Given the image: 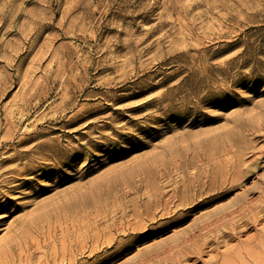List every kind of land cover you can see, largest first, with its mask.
<instances>
[{
    "label": "rangeland",
    "instance_id": "1",
    "mask_svg": "<svg viewBox=\"0 0 264 264\" xmlns=\"http://www.w3.org/2000/svg\"><path fill=\"white\" fill-rule=\"evenodd\" d=\"M260 196L264 0H0V253L40 240V264L69 227L63 264H131ZM261 218L196 264L246 244L263 264Z\"/></svg>",
    "mask_w": 264,
    "mask_h": 264
},
{
    "label": "bare ground",
    "instance_id": "2",
    "mask_svg": "<svg viewBox=\"0 0 264 264\" xmlns=\"http://www.w3.org/2000/svg\"><path fill=\"white\" fill-rule=\"evenodd\" d=\"M73 119L75 120H82V117L76 116ZM92 122H90L88 125H91ZM35 130V129H34ZM32 137H28L26 141H23L21 143H25L29 140H32L33 137H35L34 135H31ZM22 140V139H21ZM39 143V142H38ZM42 148H46V150L49 152L46 156L43 157L44 160H48L49 158H54L55 156H57L59 154V152L57 150H55L51 144L49 143H39L37 145H35V147L33 149L39 150ZM68 150V149H66ZM46 152V151H45ZM18 157L13 158L12 160L17 159ZM32 161V160H31ZM232 163V162H231ZM234 164V163H233ZM26 167H23L22 169H18L17 166L16 167H11L9 170H11L13 173H16L18 175L23 174L22 172L26 171L25 169ZM201 168V167H200ZM237 172L240 170L239 167L236 169ZM236 172V175H237ZM34 172L30 173L33 174ZM227 176V175H226ZM204 177V176H202ZM198 175L195 176L194 181H197V185L200 183L201 178ZM207 177V176H206ZM169 178V177H168ZM28 178H26L27 180ZM185 179V178H184ZM188 179V178H187ZM229 179V174L228 177H226V179L224 180L225 182L228 181ZM172 180V179H171ZM191 182V181H190ZM193 183V182H192ZM210 185V184H209ZM177 186V185H176ZM204 186V185H203ZM213 186V183H212ZM231 186V184H230ZM234 186V185H233ZM229 187V186H228ZM178 188V187H177ZM203 187H201V185H198V188L194 189L195 193L197 194L200 191H203L202 189ZM189 189V188H188ZM178 190V189H177ZM177 190H175L176 192L173 194V197L177 198ZM170 191V190H169ZM174 191V190H173ZM262 191V190H260ZM157 192V191H156ZM160 192V191H159ZM163 192V191H162ZM165 192V191H164ZM209 192V191H208ZM228 193V190H221L220 193H217L215 195H211L208 196L207 198H205L202 202V205H208V204H212L218 200H220L221 198L225 197ZM251 193V192H250ZM263 193V191H262ZM191 194V193H190ZM210 194V193H209ZM255 194V193H254ZM164 195V194H162ZM155 196V195H154ZM195 196V195H194ZM247 196V195H246ZM152 198V197H151ZM161 198V197H160ZM164 198V197H163ZM170 198V197H169ZM172 198V197H171ZM192 198V197H191ZM190 198V199H191ZM204 198V197H203ZM248 198V196L246 197ZM250 198V197H249ZM252 198V197H251ZM257 198V197H256ZM264 197L260 196L258 199H254V200H247V201H243V199H241L239 202L235 204L232 203V205L229 206H225V208H222L221 210H219V208H217V212L213 213L210 216H207V218H205L204 220H202V217L200 220L198 218V222L195 223L192 228H190L187 231L183 232L182 234H178L179 236L171 239L170 241H168L166 244H163L160 247H157L151 251H149L144 257L140 258L138 261H134L131 264H196L199 261H202L203 257L207 255V253L209 252H215L218 251L219 248L221 247L222 243H228L232 238L233 235L238 234V230H239V223L240 222H247L250 221L251 223L253 222V224L257 222H259L264 215L259 216L256 211L259 208V203L261 201H263ZM178 199V198H177ZM180 199V198H179ZM197 199V197H196ZM165 200V199H164ZM170 200V199H169ZM162 201V200H161ZM182 201V200H181ZM195 202V200H194ZM152 203V202H151ZM149 203V204H151ZM165 203V202H164ZM163 203V204H164ZM188 203H191V201H189ZM172 204V203H171ZM184 204V202H180V204H178L179 206ZM263 204V203H260ZM228 205V204H227ZM156 209H162V210H169V205H162L161 203H157L155 204ZM177 206V205H176ZM184 206V205H183ZM191 206V205H190ZM193 206V205H192ZM147 207V206H146ZM188 207V206H187ZM198 207V206H197ZM223 207V206H222ZM262 207V206H261ZM148 209V208H147ZM176 209V207H175ZM262 209V208H261ZM150 210V209H148ZM167 210V211H168ZM264 210V208H263ZM138 211V210H137ZM136 211V212H137ZM166 211V212H167ZM191 211V210H190ZM157 212V211H156ZM174 212V210L172 211ZM213 211H211L212 213ZM258 212H263L262 210ZM138 213V212H137ZM136 213V214H137ZM182 213V212H181ZM143 214V213H142ZM146 214V212H145ZM164 214V213H163ZM166 214V213H165ZM150 215V214H149ZM179 215H183V214H179ZM144 216V215H143ZM147 216V214H146ZM157 216V215H156ZM206 216V215H205ZM137 217V216H136ZM139 217V215H138ZM204 217V216H203ZM153 218V217H152ZM146 219V218H145ZM140 220V218H139ZM176 220V218H175ZM264 220V219H263ZM135 221H137L135 219ZM130 222V221H129ZM139 222V221H138ZM196 222V221H195ZM114 223V222H113ZM124 223V222H123ZM134 223V222H132ZM131 223V224H132ZM121 224V223H120ZM136 224V223H135ZM246 224V223H245ZM244 224V225H245ZM260 224V223H259ZM258 224V225H259ZM124 225V224H123ZM134 225V224H133ZM242 225V224H241ZM248 225V223L246 224V226ZM252 225V224H251ZM121 226V225H119ZM49 227V226H48ZM138 227V226H137ZM262 227V226H261ZM112 228V227H111ZM118 228V227H117ZM246 228V227H244ZM248 228V227H247ZM246 228V230H247ZM250 228V227H249ZM41 229V228H40ZM57 229V228H56ZM70 228L68 227L66 233L67 237L64 236L63 239L61 238L60 240H63V244H61V248L60 249H56L55 252H53L52 254L54 256H50L49 253L47 252H43L42 257L38 258V263L40 264H63L66 260H69L68 255H69V235H70V231L73 232V230H69ZM125 229V228H124ZM139 229V228H138ZM142 229V228H141ZM128 230V229H127ZM26 231V230H25ZM49 231V230H48ZM75 231V230H74ZM98 231V229H97ZM111 231V230H110ZM243 231V230H241ZM263 233H264V228L262 229ZM69 232V233H68ZM261 232V231H260ZM25 233V232H23ZM22 233V234H23ZM51 233V231H50ZM181 233V232H179ZM46 234V233H45ZM63 234V233H62ZM72 234V233H71ZM258 235V233L256 234ZM255 235V236H256ZM62 236V235H61ZM74 236V235H73ZM111 236V235H110ZM110 236H108L110 238ZM253 237V239L256 237ZM45 237V236H44ZM117 237V236H116ZM24 238V237H23ZM52 238V237H50ZM59 238V237H58ZM108 238V240H109ZM259 238V237H258ZM262 238V237H261ZM260 238V239H261ZM19 239V238H18ZM39 239V237H38ZM48 239V238H47ZM102 239V238H101ZM105 239V237H104ZM254 239V241H255ZM22 240V239H21ZM59 240V241H60ZM249 240V239H248ZM262 240V239H261ZM93 241H94V237H93ZM104 241V240H103ZM116 241V240H115ZM251 242V239L249 240ZM248 241V242H249ZM49 242V241H48ZM76 242V241H75ZM83 242V241H82ZM98 239L94 241L92 246V253H95L98 251V246H96V243H98ZM120 242V241H119ZM261 242V241H260ZM259 242V243H260ZM54 243V242H53ZM52 243V244H53ZM73 243V242H72ZM118 243V242H117ZM255 243V242H254ZM102 244V243H101ZM119 244V243H118ZM261 244V243H260ZM263 244V245H262ZM261 244V247H264V242ZM79 245V244H78ZM77 245V246H78ZM108 245V242H107ZM248 244H246L247 247ZM250 245V243H249ZM255 245V244H254ZM257 245V244H256ZM44 244L42 241L40 240H32V241H28V240H24L21 242H16L15 244L12 246L10 245L8 247V249L5 252L0 253V264H34L33 262V258H34V252L36 250H41L43 248ZM59 246V245H58ZM57 246V247H58ZM89 246V245H88ZM241 246L242 243H241ZM82 247H86V242H83ZM233 247V246H232ZM245 247V244H244ZM240 248V247H236V248H229L226 249L225 251L222 252H218L217 254H212V256L210 255L207 260H203L204 264H246L245 260L246 257L247 258H252L256 256V253L259 254V252H261V248L258 249L259 252H255L253 251V249H251L250 247L247 248ZM91 248V247H90ZM118 248V247H117ZM253 248V247H252ZM259 248V247H256ZM19 249V252H17L16 250ZM103 249V248H102ZM207 249H210L207 251ZM248 249V250H247ZM251 249V250H250ZM255 249V247H254ZM45 250V249H44ZM85 250V249H84ZM47 251V249H46ZM75 251V250H74ZM40 252V251H39ZM101 252V251H100ZM104 252V251H103ZM17 253V254H16ZM74 254V252H72ZM107 253V252H106ZM105 253V254H106ZM263 254V252H261ZM260 253V254H261ZM51 254V255H52ZM71 254V253H70ZM257 255L256 257L261 255ZM120 255V254H119ZM255 257V258H256ZM253 258V260L255 259ZM264 258V256H263ZM257 259V258H256ZM72 260V258H71ZM133 260V259H132ZM248 260V259H247ZM259 259L256 260L257 263ZM263 260V259H262ZM74 263L76 264H80L78 263L77 260H73ZM250 262V261H249ZM248 262V263H249ZM73 263V262H72ZM252 263V261L250 262V264ZM253 263H255V260L253 261ZM252 263V264H253ZM127 264V263H126ZM260 264V263H259ZM264 264V262H263Z\"/></svg>",
    "mask_w": 264,
    "mask_h": 264
}]
</instances>
